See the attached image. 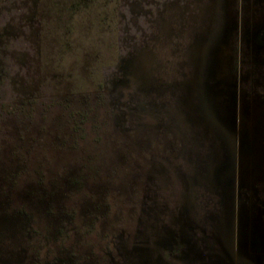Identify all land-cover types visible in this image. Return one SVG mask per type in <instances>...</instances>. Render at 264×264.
Returning <instances> with one entry per match:
<instances>
[{
	"label": "flooded vegetation",
	"instance_id": "obj_1",
	"mask_svg": "<svg viewBox=\"0 0 264 264\" xmlns=\"http://www.w3.org/2000/svg\"><path fill=\"white\" fill-rule=\"evenodd\" d=\"M129 1V13L131 12L132 18L128 19L124 14L123 20L127 21L125 32L131 34L132 25L137 26L138 35H131L132 38L139 39L141 48L138 49L136 61L127 63L124 70L130 74L132 71L133 76L141 78L140 80L147 79L152 85H148V95L160 98V104L157 101L158 104L154 106L159 108L155 114L156 119L160 121V138L171 144L170 155L178 156L182 149L180 135L165 130L164 124L169 119L168 112L173 113L175 118L190 117L192 127H197L198 135L195 137H200V142L194 144L195 149L203 157L212 154L217 163L172 164L169 169L162 167L160 171L164 172V175L160 176L162 178L155 176L154 190L143 187L145 181L142 180V174H137V180L134 177L138 168L141 172L154 170L152 164L145 162V158V163L133 165L138 159L132 154L130 160L126 159V163L121 162L115 170L106 172L105 164L109 161L107 157H112L117 150L114 146L118 147L122 142L113 130L112 110L105 95L103 79L93 86L92 92L81 93L80 89L73 90L71 95L81 94L80 99L84 100L79 107L73 106L70 98L53 99L50 103L38 99L45 96L55 97L47 93L45 96L38 94L31 99H25L14 107L0 105V108L5 110L0 111L5 120H8V117L22 119L17 126L15 145L6 158L0 143V155H3V162L8 165L2 169L0 163V264H82L83 261L91 264H135L136 260L151 264H179V253L184 250L188 258L201 259L202 261L198 262L202 263L212 261L214 264H264V244L263 249L255 250L254 246L262 243L260 238L252 234L258 229L264 232V177L258 182L254 173V170L262 165H257L261 153L254 138L257 123L261 122L263 117V110L258 109V103H255L251 93L256 89L253 84L249 89L251 91L248 92V114L245 119L238 120L235 128L220 126L221 129L217 133L209 129L210 126L203 121L198 110L199 99L202 100L203 94L205 96L207 85L200 95L196 91L193 92L194 87L190 85V91L195 93L196 99L188 95V84L195 80V58L199 60L205 57L199 49V45L203 43L196 45L194 34L206 32L211 26V16H219V10L216 13L217 0ZM118 2L120 7V0ZM250 4L248 7L251 9L244 7L248 12L255 8L254 4ZM227 5L232 12V20L225 37L232 43L231 56L234 57L233 68L236 77L241 69V43L250 44L251 49L256 46L264 48V31L254 34L253 20H249L247 33L243 35L245 27L241 0H228ZM250 16H253L252 13ZM127 44L129 43L126 41ZM118 46L121 47L120 44ZM118 54H122L121 50ZM106 67L112 69L116 65ZM202 67L203 65L199 64V68ZM204 69L205 67L202 70ZM262 72L260 84L263 87L258 91L260 93L264 92V71ZM199 79L197 78L196 82L204 86V80ZM180 89L191 98H179L176 101L173 99V102L167 97L171 92L178 94ZM102 106L106 107V115L99 125V122L91 120L101 116ZM172 109H177L176 114ZM51 118H54L55 122L58 121L56 125L52 123ZM211 119L220 122L219 117ZM36 120L44 122L39 133L41 135L38 136L33 133ZM89 123L93 124L91 127L96 135L93 139L90 134L94 132L86 127ZM51 137L60 143L62 141V144L56 145L58 159L50 158L47 153L50 152V147L46 144ZM90 139L92 142L89 147L87 141ZM104 139H109L110 144L104 145ZM124 139L123 136L122 140ZM2 140L4 131L0 125V142ZM67 142L69 151L65 150ZM43 145V150L47 153L45 161L42 165L31 164L34 154L38 155L37 149ZM156 149L161 152L165 148L156 146ZM82 150L92 155L89 163L91 167L84 169L85 172L82 171L84 175H79L81 180L76 179L78 181L72 186L73 190L61 196L59 208L58 200L54 198L55 184L59 186L61 193L65 187L66 172L70 171L66 167H60L67 164L66 160L76 163L78 159H73L72 155H77ZM232 151L237 157L234 166L226 164L227 156ZM145 154L150 153L145 150ZM242 155L247 161L250 160L251 170L246 169L247 164H239ZM50 164L59 166L51 169L52 174L49 172L50 168L48 169ZM217 170L220 172L216 175ZM248 171L254 172L248 175ZM127 176L128 182L129 178L136 180V186L129 194L119 195L112 188ZM248 177L250 178L247 180ZM60 178L63 181L60 182ZM24 180H28L32 186L26 189ZM226 184L234 185V194L238 191V186L243 184L245 187L242 200L245 201L246 234L243 238L237 230L240 215L236 214V219L227 216L225 200L229 194L224 195L225 188L229 192L231 190ZM21 191L26 194L21 195L25 200L20 199ZM157 192L160 194L157 195ZM81 197L89 199L85 203H92L89 209L83 212L80 207L82 203L79 202ZM81 213L90 220L87 226H82V219L79 217ZM53 216H58L61 220L59 224L52 223ZM231 225L233 230L229 232L227 228L230 229ZM51 230L55 232L52 237L49 234ZM71 230H76L84 239L91 236L98 239L97 237L101 236L103 245L100 243L99 246L103 254L91 248L84 256H80L77 248L72 252L66 251L65 242L70 237ZM119 231L125 242L118 241L121 248L110 250ZM51 240L58 244L56 249L60 251L53 258L50 257ZM63 252H67L68 256L65 257Z\"/></svg>",
	"mask_w": 264,
	"mask_h": 264
},
{
	"label": "rangeland",
	"instance_id": "obj_2",
	"mask_svg": "<svg viewBox=\"0 0 264 264\" xmlns=\"http://www.w3.org/2000/svg\"><path fill=\"white\" fill-rule=\"evenodd\" d=\"M118 1L0 0V105L14 107L25 99H31L38 94L45 96L47 93L48 95H55V97L45 96V98L39 97L38 99L50 103L53 99L59 100L61 98L60 100H62L63 98H70L69 100L73 106L79 107L82 101L80 99L81 94L73 96L71 95L73 90L80 89L79 91L82 90L81 93L92 92L94 91L93 86L95 87V84L103 79L105 81V95L110 101L112 110L111 121H113V130L117 138L121 139L122 142L120 146H114L117 150H115L113 156L107 157L109 161L105 164V170L106 172L115 170L119 167L118 165H121V162L126 163L133 154L138 159L132 163L133 165H138V163L141 165L147 161L152 164V169L155 171L151 170L150 172H141L140 168L136 169V166H134L136 169L134 177L136 179L137 174H142V180L145 181L143 187L146 186L147 189L154 190L155 183L153 181L155 176L160 177L164 175V172L160 171L162 167L169 169V166L172 164H212L217 162L214 160L212 154L204 155L203 157L195 149L194 144L195 142L197 144L200 142V137H195L196 134L198 135L197 127H192L191 118H175L173 113L170 114L168 112L169 119L164 124L166 126L165 130L180 135L182 147L178 156L177 154L170 155L172 146L166 139L162 140L160 138L161 135L158 131L160 121H158V118L156 119L155 114L159 108H154V106L158 104V99L160 98L148 95L147 88L151 84L147 79L140 80L141 78L134 77L132 71L131 74L130 72L125 73L124 68L126 64L136 61L141 43L137 37L132 38L133 35H138L137 26L132 25L133 30L131 34L133 35L125 32L127 21H124L123 18L124 14L127 15L128 19L132 18L131 12L129 13L131 7L129 3L131 1L120 0L121 10ZM227 1L217 0L216 13L219 10V16H211V26L206 32L198 35L194 34L196 45L206 43L212 51L209 55L199 60L195 58V80L191 84H188V95L193 96L192 99H196L195 93L190 91V85L194 87L192 89L193 92L196 91L199 95L201 90L207 85L205 96L204 94L203 97L201 96L202 100L198 98V110L203 121L207 126H210L209 129L217 133L221 129H219L220 126L235 128L238 120L243 121L245 119V116L248 114V92L250 93L251 90L249 91V89L253 84L256 89L253 92L251 91L254 95L253 99L255 103H258V109L263 110L261 113L263 116L262 121L257 123L254 138H256L258 143L256 147L258 146L257 148L261 153L258 157V163L264 164V92H258L263 87L260 84V79L263 74L262 71H264V48L256 46L251 49L250 44L242 42L241 69L239 75L235 77V69L233 68L234 57L232 58L231 56L232 43H229L228 38L225 37V32L232 20V12H230L231 10L227 5ZM262 2L264 4V0H241L243 5L241 8L242 18L245 27L243 35L247 33L249 20H253L254 34L264 31V5L262 6ZM249 4L251 6L255 5V8L251 10L252 12L244 9V7L250 8L248 7ZM251 13L253 16H250ZM112 19L114 20L113 23ZM126 41L129 44L126 45ZM118 44L121 45L120 48ZM250 49L253 53H250ZM119 50H121L122 54H118ZM112 64H115L116 67L112 69L106 67ZM199 64L203 65V67L199 68ZM204 67L205 69L202 70ZM98 68L99 70H97ZM197 78L204 80V86L196 82ZM178 91V94L171 92L167 97L172 101L173 99L176 101L179 98H189L188 95L184 94V90L180 89ZM83 101L82 103H84ZM172 101L171 103L174 102ZM105 110L106 107L102 106L101 116L97 117V119L92 118L91 121H97L100 125L101 120H105ZM0 111L5 112L4 108H0ZM172 111L176 114L177 109H172ZM55 113V116L58 117L57 112ZM2 117L0 115V125L4 131V140L0 143L3 146L2 153L6 158L15 145V140H17L16 137L18 136V131H16L17 126H19L22 119L8 117V120H5L6 118ZM212 117H219L220 122L214 121L211 119ZM53 119L51 118V121L56 125L58 121L55 122ZM42 124L44 122L35 121L33 133L37 136L41 135L39 133L42 131ZM94 124L96 123L94 122ZM91 125L93 124L89 123L86 125L89 131H93ZM90 135L92 139L96 136L95 132ZM123 136L125 141L122 140ZM87 142L90 147L92 140L90 139ZM108 143L110 144V140L104 139L103 144L108 145ZM58 144H62V141L60 143V141L53 137L46 144V146L50 147V152H47L50 158H59ZM65 146V150L69 151V142L65 143ZM156 146L158 148L164 146L165 149L159 152ZM40 147L37 149L38 155L34 154V157H32L31 164L42 165L43 161H45L47 153L43 150L44 145ZM145 150L150 154L146 155ZM82 151L78 152L77 155H72V157L74 156L73 159H78L76 163L66 160L67 164L60 167H66L70 171L66 172V177H64L66 181L65 187L61 193L59 186L55 184L56 194H54V198L56 197L58 200L57 205L59 208L61 206V196L73 190L72 186L76 185V181L81 180L79 175L83 177L84 169L91 167L89 163L92 155ZM253 151L258 152L257 150ZM229 154L226 164L234 166V163H237V157L234 156L233 151ZM144 158L146 159L145 162ZM245 160L242 155L240 161L238 160L239 164H248L247 160ZM0 163L2 169L8 166L3 162V155H0ZM55 167L58 168L59 166H52L50 164L48 167V169L50 168V174L53 173L51 169ZM128 176H130V173ZM128 176L119 185L113 186L112 189L115 192L117 191V194H129L136 186L138 178L136 180L129 178L130 182H128ZM24 181L26 189L32 186L28 180ZM61 181L63 179L60 178ZM254 184L257 185V183ZM100 187L104 186L100 185ZM226 187L232 192L227 191L225 188L226 193L224 195L229 194L225 200L227 216H233L232 218L236 219V214L240 215L237 221L239 226L237 230L241 238H243L246 234L245 201L242 200L245 187L243 184L238 186L236 194L233 193L235 188L233 184H226ZM156 194L160 193L157 192ZM21 195L26 194L23 191L19 193L20 199L25 200L26 198H21ZM87 200L89 199H84L83 197L79 199V202L82 203L80 206L82 212L89 209V206L92 205L91 202L85 203ZM83 215L84 213H81L79 216L80 220L82 219V226H87L90 220ZM57 217L53 216L51 218L52 223H60L61 220ZM119 232L116 234L117 238L114 241V245L110 247V250L116 251V249L121 248L118 241L125 242L121 232ZM54 233L51 230L49 233L50 237L55 235ZM70 234V237L65 242L67 245L66 251L72 252L73 249L77 248L80 256H84V254L89 253L91 248V250H96L99 254L101 253L99 246L102 242L101 236H98V239L93 236L84 239L83 235H80L76 230H71ZM84 242L87 244H83ZM51 245L50 257L53 258L60 251L58 252L56 249L58 244L52 242V240ZM262 245H255V250L261 249ZM63 254L65 257L68 256L67 252H63ZM179 255L177 259L179 264H214L212 261L207 263L198 262L202 261L201 259L191 260V257H187L185 250L179 253ZM138 261L136 260L134 263L151 264L150 262ZM57 264H60V262ZM82 264L91 263H84L83 261Z\"/></svg>",
	"mask_w": 264,
	"mask_h": 264
},
{
	"label": "water",
	"instance_id": "obj_3",
	"mask_svg": "<svg viewBox=\"0 0 264 264\" xmlns=\"http://www.w3.org/2000/svg\"><path fill=\"white\" fill-rule=\"evenodd\" d=\"M199 49H201V52H203L205 54V56L208 55L212 51V49L210 48V46H208L206 43H203L202 45H199ZM247 163L248 164H247L246 169L248 168L249 170H251L250 169L251 168L250 167V164H251L250 160H248ZM258 164L261 165L262 163H257V165ZM262 165H264V164H262ZM262 165L259 166V167H257V170H254L255 172L253 171L257 175L258 182H260L261 179H262V177H264V166L262 167ZM254 169H256V168H254ZM217 172H218V170H217ZM217 172H216V175L219 173V172L218 173ZM253 172L248 171V175L250 173L253 174ZM249 178L250 177H248L247 180ZM232 223H233V221H232ZM231 229L233 230V226L232 225H231L230 229L227 228V230H229V232H230ZM252 234H255V237L257 236V238H260L261 243L264 244V232L261 229L255 230ZM256 264H263V263L259 262V263H256Z\"/></svg>",
	"mask_w": 264,
	"mask_h": 264
}]
</instances>
